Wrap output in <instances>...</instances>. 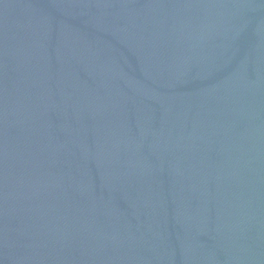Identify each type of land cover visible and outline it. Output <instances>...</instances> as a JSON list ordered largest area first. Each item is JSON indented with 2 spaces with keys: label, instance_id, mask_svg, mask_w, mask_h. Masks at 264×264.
Returning a JSON list of instances; mask_svg holds the SVG:
<instances>
[{
  "label": "water",
  "instance_id": "obj_1",
  "mask_svg": "<svg viewBox=\"0 0 264 264\" xmlns=\"http://www.w3.org/2000/svg\"><path fill=\"white\" fill-rule=\"evenodd\" d=\"M0 264H264V0H0Z\"/></svg>",
  "mask_w": 264,
  "mask_h": 264
}]
</instances>
